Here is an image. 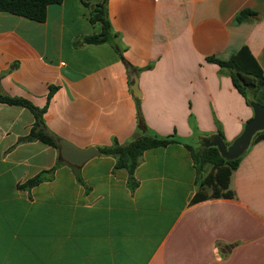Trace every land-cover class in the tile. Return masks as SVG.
Returning a JSON list of instances; mask_svg holds the SVG:
<instances>
[{"label":"crops","instance_id":"1","mask_svg":"<svg viewBox=\"0 0 264 264\" xmlns=\"http://www.w3.org/2000/svg\"><path fill=\"white\" fill-rule=\"evenodd\" d=\"M102 1L62 0L42 22L0 11L1 91L41 108L56 85L44 128L80 148L104 146L136 127L127 67L151 65L136 72L151 129L194 147L221 129L232 143L253 110L205 57L246 45L264 71V0H107L111 39L76 44L100 32L89 15ZM245 8L252 20L235 24ZM34 122L28 108L0 103V264H264V139L241 154L232 197L191 203L211 166L198 173L180 143L144 151L133 191L127 172L100 154L78 167L83 183L62 164L20 189L60 157L22 140Z\"/></svg>","mask_w":264,"mask_h":264},{"label":"trees","instance_id":"2","mask_svg":"<svg viewBox=\"0 0 264 264\" xmlns=\"http://www.w3.org/2000/svg\"><path fill=\"white\" fill-rule=\"evenodd\" d=\"M61 2L62 0H0V11L42 22L46 19L47 7L51 4H60ZM254 15V11L247 8L242 9L235 15L234 22L235 24H239L252 20ZM89 21L91 23L99 22L101 25L100 32L83 36L76 41V44H99L111 39L113 34L111 23L107 16V0L92 5ZM205 61L217 64L220 70H225L228 73L234 87L244 97L248 105L252 101L264 105V71L246 45H242L236 53L227 59L210 55L205 57ZM151 67V65H147L146 67L134 69L139 73ZM129 83H131L130 79ZM57 88L56 85L49 86L46 104L41 108L36 107L25 98L5 94L0 89V103L24 106L34 114V125L22 140H40L59 150V146L49 135L43 132L42 128L37 129L39 126L45 127L43 115ZM134 101L137 115L136 127L131 138L125 142H120L116 137H112L109 145L96 147L100 155L110 156L114 159V171L116 169H124L127 172L126 183L131 191L138 185L134 172L144 151L171 143H180L190 151L194 167L198 173L202 171L206 164H210L211 166V170L197 182L198 188L190 202L196 203L210 198L233 196V191L230 189V178L233 171L238 167L242 155L235 159H226L220 154L216 146L202 144L199 147H194L192 144L186 142L184 138L177 135L175 131L171 134L160 135L146 124L141 111L140 96H134ZM200 135H202L200 139L203 142H211L215 136H219L226 146L231 144L225 140L221 129L213 133ZM262 139H264V130L255 133L251 143ZM62 164L68 165L73 170L77 181L83 183L79 174V168L68 164L59 157L54 167L36 174L25 182L18 184V187L20 189H30L44 180L52 179L55 169Z\"/></svg>","mask_w":264,"mask_h":264},{"label":"water","instance_id":"3","mask_svg":"<svg viewBox=\"0 0 264 264\" xmlns=\"http://www.w3.org/2000/svg\"><path fill=\"white\" fill-rule=\"evenodd\" d=\"M129 73L130 90L135 97L140 96L138 86V75L130 66L127 67ZM253 110V116L244 125L242 132L232 141L229 146H226L219 136H215L207 145L216 146L220 154L226 159H235L240 156L250 145L252 137L255 133L264 130V105L257 102H250ZM43 132L49 135L54 142L59 146V155L62 160L72 166L79 167L88 159L100 154L99 150L94 146L80 148L72 142L59 138L54 132L39 126Z\"/></svg>","mask_w":264,"mask_h":264},{"label":"rangeland","instance_id":"4","mask_svg":"<svg viewBox=\"0 0 264 264\" xmlns=\"http://www.w3.org/2000/svg\"><path fill=\"white\" fill-rule=\"evenodd\" d=\"M191 143V142H190Z\"/></svg>","mask_w":264,"mask_h":264}]
</instances>
